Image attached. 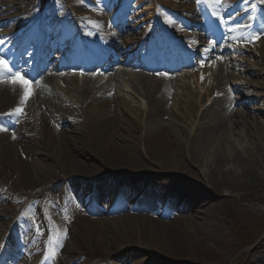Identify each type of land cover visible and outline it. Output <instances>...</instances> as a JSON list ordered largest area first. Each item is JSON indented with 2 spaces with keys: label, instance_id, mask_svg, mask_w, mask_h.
<instances>
[{
  "label": "rangeland",
  "instance_id": "rangeland-1",
  "mask_svg": "<svg viewBox=\"0 0 264 264\" xmlns=\"http://www.w3.org/2000/svg\"><path fill=\"white\" fill-rule=\"evenodd\" d=\"M2 1L8 3L13 1V4L20 9L22 18L34 20L43 28L57 26L54 23V17L63 16V21H66L67 25L66 29L70 34L74 29H78L80 35H85L87 30L96 31L100 35L98 39L100 43L103 46L109 45L110 49L117 53L114 55L115 62L121 58H128L127 60L132 63L137 61L135 59L137 57L141 59L143 57L141 52L147 51L148 41L139 42L143 38L147 40L166 18H173V14L183 13L186 20L192 22V26L186 24L189 26V32L174 34L177 30L175 26H172L171 31L165 27L164 31L174 36L180 47L190 49L192 59L191 56L185 55L186 67L171 70L168 74H163L162 78L166 76L176 78L183 74L191 78L192 75H199L205 66L220 65L225 68L231 78L228 87L232 90V99L230 100L229 97L227 103L235 99V102H232V108L235 105L234 111L243 117L248 116L243 126L229 122L226 127L228 132L223 133L219 138L220 147L237 155L248 171V181L244 190L238 196L232 197L200 196L198 203L206 205L198 207V213L201 218H215L218 224L215 225L214 233L203 232L204 229L200 227L187 226L180 216L176 221L174 220V223L180 225L178 229L186 230L189 237L187 245L183 247L185 255L182 259L177 260L175 255L169 254L170 251L167 252L164 237L156 228H152L154 234L152 239L139 242L138 232L135 229L136 223L131 219L130 214L124 213L123 218H120L107 210L93 217L89 216L93 206L91 198L98 207H103L105 204L103 201L109 200L112 192L104 193L98 188L99 185H111L119 190L122 189L120 184L107 182L111 181V178H117L118 175L106 170L100 176H93L92 180L97 182L91 183L98 186L92 189L95 195L84 194L85 192L80 195L67 193L64 191L65 186L67 189V186L74 185L76 181L73 177L77 176L64 173L59 168L46 166L42 152L35 154L38 146L37 139L33 140L28 149L21 154L35 173L32 179L29 175H18L12 164L0 159V221L6 223L5 228L0 230L6 232L7 229H13L11 242L17 241L19 245H22V247L19 246L18 252L13 250L12 253L16 256L19 253V257L25 264H31L27 253L40 255L45 253V250L47 258L44 264H60L54 257L61 258L65 263L70 264H119L122 260L133 264L131 262H140L142 259H145V262L150 261L151 264H237L240 254L245 252L243 243L251 245L260 231L264 230V26H259L257 22L250 25V22L245 19L253 8L254 16L263 18L259 20L264 22L262 4L264 0H141L142 5L138 11H143L144 16L138 14L139 16L136 17L137 24L128 38L132 40L127 45L123 44L121 37L117 40L110 35L107 36L104 32L103 20L100 23L98 18H103L104 9L110 5L113 6L119 0ZM171 2L176 3L177 6ZM135 9L136 7L133 10ZM144 10L147 11L144 12ZM200 17L201 22L196 27L197 23L194 19ZM63 21L61 23H64ZM183 24L185 26V23ZM209 35L218 38L216 43L218 50L228 47V51L211 53L209 50L213 40ZM223 38L226 42H221ZM124 40L127 42L125 38ZM65 41L70 44L77 41V38L71 35ZM133 42H138L137 45L144 48L138 51ZM194 42L197 43L194 44ZM59 48L58 50L61 51L63 46ZM100 62L102 64L103 61ZM130 67L115 65L109 72H101L98 68V70L93 68L94 70L90 71L93 77L90 90L92 93H98L106 87L113 89L119 97L129 103L131 111L137 110L141 113L139 122L146 125L147 103L140 94L135 92L132 81L122 77V74L127 71H131L130 75L141 72ZM71 73L77 77L82 74V70L77 67L72 69ZM143 73L150 75L149 72ZM179 79L176 78L177 81ZM35 81L36 79H32L31 82ZM63 93L66 97L71 96L66 89ZM177 93L173 92L167 97L165 107L168 112H179V102L182 97ZM219 99L220 97L216 94L212 93L210 96L211 102ZM191 101L194 103V100ZM240 101L247 103L243 106ZM65 106L69 108L68 104ZM202 106L200 109L197 108L198 116L193 115V118L188 121L170 118L177 129L187 132V139L184 140L186 150L189 146H193L191 138L197 135L198 130L203 128L208 120L209 114H206L204 120L199 118L200 112L207 109L206 104L202 103ZM7 117L8 120L11 118L10 123L12 120L20 119L22 123L29 125L30 118L33 116L17 112L14 115L8 114ZM0 119L8 121L4 117ZM68 122L64 125L57 121L54 124L56 131L62 133L70 129ZM13 128L14 126L5 127L2 133L9 134ZM90 159H92L91 162H97L94 158ZM226 167L235 171L231 165ZM87 179L91 180V177ZM42 213L46 214L47 227L42 220ZM89 219H91L90 222ZM3 232L0 242L4 236ZM263 239L264 236L261 240ZM53 240H55L54 245ZM32 242L33 246H31ZM256 243L252 244L247 254L253 252ZM4 261L5 259L2 262ZM8 264H13L12 259Z\"/></svg>",
  "mask_w": 264,
  "mask_h": 264
},
{
  "label": "bare ground",
  "instance_id": "bare-ground-1",
  "mask_svg": "<svg viewBox=\"0 0 264 264\" xmlns=\"http://www.w3.org/2000/svg\"><path fill=\"white\" fill-rule=\"evenodd\" d=\"M7 4L9 3L0 1V28L3 27L4 33L7 31L1 36L4 39L12 33L10 23L4 17L9 13H18L14 10L7 13L16 6ZM60 19L61 17L55 18V23ZM57 28V31L49 28L46 33L50 34L51 30H54L53 35H58L61 31L60 23ZM87 32L90 37L97 34L93 30ZM74 33L78 34V31ZM66 35L65 32L63 36ZM129 41L127 39V42ZM148 49L150 54H153L154 50L158 52V49L151 45ZM165 51L168 52V49ZM161 53L159 52L160 55ZM0 55H3V52ZM166 56L161 58L165 59ZM89 58L90 53H84L83 60ZM95 64L96 61L93 62V65ZM135 66L139 67V64L136 63ZM141 66L146 71L155 69L152 65ZM105 69L112 67L108 64ZM37 73L39 77L26 73L29 77L39 79L29 84L24 72L20 69H8L0 58V116L7 117L8 114L14 115L17 112L33 116L29 125L22 123L20 119L6 122L14 128L9 134H0V159L12 164L18 175H29L30 179L34 176L33 169L21 154L37 139L35 154L42 152L46 166L59 168L64 173L77 176L73 177L76 181L74 184L88 186L87 183L90 185L96 181L92 180L93 176H100L110 170L114 175L125 177L134 188L137 185H147L163 192L168 189L171 194L169 196L175 200L176 211L187 226L200 227L204 229L203 232L209 234L216 231L218 223L215 218L206 219L199 215L198 207L206 205L198 203L199 197L238 196L248 181V171L239 157L220 147L219 143L220 136L228 132L226 127L229 122L243 126L248 119V116L243 117L236 112L229 113L230 104L235 102V99L227 103L229 97L232 99V90L228 87L231 78L225 68L220 65L206 67L199 75H192V79L187 74L179 75L176 77L180 78L178 81L174 77L148 76L143 72L133 75H130L131 71L123 73L122 77L132 81L135 92L147 103L146 125L139 122L141 113L137 110L131 111L129 103L114 90L105 88L98 93H92L91 75L75 77L71 72L66 73L54 67L48 60H44L43 67H39ZM65 89L71 96H65ZM173 92H178L182 97L178 113L168 112L165 107L167 97ZM212 93L220 99L211 102ZM191 100H194V103ZM202 103L207 105V109L200 112L199 118L204 120L206 114H209L208 120L206 125L198 130L197 135L191 138L193 146L186 150L184 140L187 139V132L177 129L170 118L188 121L193 115L197 117V108H202ZM57 121L64 125L69 121L70 129L62 133L57 132L54 127ZM90 158L97 162H91ZM228 165L235 168V171L226 169ZM89 177L91 180L87 179ZM153 183L156 188L152 186ZM169 184L173 187L180 185L187 192L182 193L177 188H172L170 192ZM146 192H149L148 188ZM113 196L115 195H112L110 203L114 201ZM173 216L177 219L178 215ZM131 219L136 223L139 242L152 239V228H156L163 235L169 254L175 255L177 260L185 255L183 247L187 245L189 237L186 230L178 229V223L167 222L163 216L153 217L150 212ZM5 226L6 223L0 221V229ZM2 232L0 230V236ZM246 256L247 263L264 264V239L258 241L253 252ZM137 262L131 263L144 264L145 259ZM13 263L22 264V261ZM145 264L151 262L147 261Z\"/></svg>",
  "mask_w": 264,
  "mask_h": 264
},
{
  "label": "trees",
  "instance_id": "trees-1",
  "mask_svg": "<svg viewBox=\"0 0 264 264\" xmlns=\"http://www.w3.org/2000/svg\"><path fill=\"white\" fill-rule=\"evenodd\" d=\"M263 231H264V230H261L260 233H259V235H260L261 233H263ZM244 242H246V241H244ZM243 245L247 246L248 244L243 243Z\"/></svg>",
  "mask_w": 264,
  "mask_h": 264
}]
</instances>
